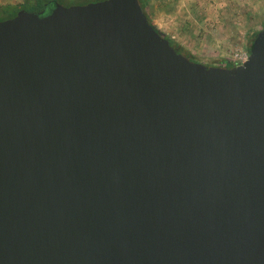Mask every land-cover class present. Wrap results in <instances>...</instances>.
<instances>
[{
	"label": "water",
	"instance_id": "obj_1",
	"mask_svg": "<svg viewBox=\"0 0 264 264\" xmlns=\"http://www.w3.org/2000/svg\"><path fill=\"white\" fill-rule=\"evenodd\" d=\"M0 264H264V28L221 67L139 0L0 20Z\"/></svg>",
	"mask_w": 264,
	"mask_h": 264
},
{
	"label": "rangeland",
	"instance_id": "obj_2",
	"mask_svg": "<svg viewBox=\"0 0 264 264\" xmlns=\"http://www.w3.org/2000/svg\"><path fill=\"white\" fill-rule=\"evenodd\" d=\"M25 0H0V5ZM99 0H63L84 4ZM152 23L190 54L213 66L236 50L250 49L264 28V0H142Z\"/></svg>",
	"mask_w": 264,
	"mask_h": 264
},
{
	"label": "trees",
	"instance_id": "obj_3",
	"mask_svg": "<svg viewBox=\"0 0 264 264\" xmlns=\"http://www.w3.org/2000/svg\"><path fill=\"white\" fill-rule=\"evenodd\" d=\"M43 1H46V0H33V1H29V0H25L24 2L22 3H15V4H3V5H0V20H3V19H7V18H11L13 16H15V14L17 13L18 10L20 9H24L26 11H29V12H32L34 10L35 7H39L41 6L42 2ZM57 2L61 3L62 4V1L63 0H56ZM142 8H143V11L145 12L149 22L152 23V21L150 20L148 14L146 13L145 11V7L144 5L141 3V1L139 0ZM153 24V23H152ZM155 26V25H154ZM155 29L157 30V32H159V34H161L162 36H164L165 38H167L169 40V43L180 53L186 55L189 59L193 60V58L190 56V54H188L187 52H185L181 46L176 43L174 40H172L170 37L168 36H165V34H163L162 31H160L156 26H155ZM259 32V31H258ZM257 32V33H258ZM252 44V42H251ZM251 47V45H250ZM221 62H225L227 63V60H223ZM228 67H231V65H227Z\"/></svg>",
	"mask_w": 264,
	"mask_h": 264
},
{
	"label": "built area",
	"instance_id": "obj_4",
	"mask_svg": "<svg viewBox=\"0 0 264 264\" xmlns=\"http://www.w3.org/2000/svg\"><path fill=\"white\" fill-rule=\"evenodd\" d=\"M249 54H250V49H248V50H236L228 58L227 63L220 62L217 64V66L227 67V65H231V67H232V66L241 65L247 61V59L249 58Z\"/></svg>",
	"mask_w": 264,
	"mask_h": 264
},
{
	"label": "flooded vegetation",
	"instance_id": "obj_5",
	"mask_svg": "<svg viewBox=\"0 0 264 264\" xmlns=\"http://www.w3.org/2000/svg\"><path fill=\"white\" fill-rule=\"evenodd\" d=\"M31 1H33V0H31ZM55 2H57V1L56 0H46V1H43L42 4H41V6L35 7L32 12H35V13H46L49 9H51L53 7V5H54ZM69 5H71V4H69ZM65 6H68V5H65Z\"/></svg>",
	"mask_w": 264,
	"mask_h": 264
},
{
	"label": "crops",
	"instance_id": "obj_6",
	"mask_svg": "<svg viewBox=\"0 0 264 264\" xmlns=\"http://www.w3.org/2000/svg\"><path fill=\"white\" fill-rule=\"evenodd\" d=\"M141 1V3L144 5V3L142 2V0H140ZM145 7V6H144Z\"/></svg>",
	"mask_w": 264,
	"mask_h": 264
}]
</instances>
